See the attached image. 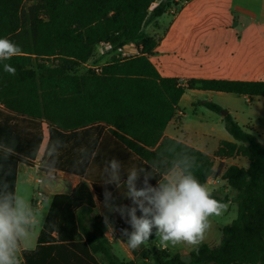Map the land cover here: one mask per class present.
<instances>
[{"label": "trees", "instance_id": "trees-1", "mask_svg": "<svg viewBox=\"0 0 264 264\" xmlns=\"http://www.w3.org/2000/svg\"><path fill=\"white\" fill-rule=\"evenodd\" d=\"M170 1L0 0V38L21 49L6 61L15 67V75L4 72L0 64V145L17 147L10 161L15 182L19 164L34 167L45 128L46 145L56 139L63 143L54 168L82 179L72 192L54 195L35 248L21 251L26 264H138L117 257L102 234H92L83 224L96 203L104 200L100 180L106 161L116 157L125 170L147 166L174 142L196 157L195 174L206 184L219 174L214 158L164 136L182 96L197 89L264 97V80L183 81L160 75L150 60L156 40L140 37L148 21L168 12ZM136 40L142 46L139 55L114 56L99 72H76L94 56L98 44L119 49ZM204 104L214 112L222 110L214 102ZM223 119L234 141H222L214 157L241 155L249 166L225 169L223 178L233 196L212 194L221 203L233 201L237 217L222 228L218 245L201 244L190 252L189 262L156 245L153 238L138 253L144 263L151 259L154 264H264V142L229 113ZM82 150L94 155L77 169L74 163ZM107 187L111 192L115 189Z\"/></svg>", "mask_w": 264, "mask_h": 264}, {"label": "crops", "instance_id": "crops-1", "mask_svg": "<svg viewBox=\"0 0 264 264\" xmlns=\"http://www.w3.org/2000/svg\"><path fill=\"white\" fill-rule=\"evenodd\" d=\"M160 1L157 0V3ZM173 2L174 0L170 1L171 8L174 6ZM143 37H151L156 40V52L150 57V60L163 77H175L183 81L192 78L264 80V0H179L176 2L174 13H171L169 9L167 13L145 24L140 38ZM138 48L140 45L137 40L124 46V50L130 52ZM99 50L100 46L97 45L94 56L86 64L94 65L104 61L100 65L102 66L111 60V55L101 56ZM113 53L117 54L118 49ZM200 92H207L204 93L207 98L205 101H213L227 109L228 113L241 126L247 128L256 137L260 135L259 138L257 137L258 141L264 142V97L240 96L197 89L187 90L182 96L178 105V112L168 123L164 136L184 142L214 158V165L219 169L220 174H223L230 165L247 168L249 160L244 156L237 155L225 159L214 157L222 141H234L226 129L223 114H218L207 108L204 104L205 101L201 105L198 100L197 104L199 105L196 107V102L190 98L187 99L188 105L195 113L190 114L182 111L181 102L185 96L189 93L201 94ZM237 100H246L248 105L240 108L236 104ZM200 108L209 110L207 115L204 113L200 115L198 112ZM46 141L47 129L45 128L44 141L36 157L34 167L31 168L23 164H19L17 167L16 186L21 191L26 190L27 195L30 193L31 203L34 199L33 192L35 190L32 187L30 192L29 186L31 183L36 185L33 174L38 165L42 166ZM81 180L79 178V182ZM206 185L208 189L210 186L212 187L211 192L217 193L216 188L209 181ZM222 189L230 192L226 183L222 184ZM222 189L218 187L217 194L220 196L224 193ZM45 191L46 197L52 202L55 192L49 188H45ZM122 193L123 189L115 188L112 191V196L115 195L122 199L124 198ZM124 200L123 204H130L129 200L125 198ZM232 202L230 200L226 203L230 205ZM43 203L42 201V204L36 208L39 209ZM106 209L104 200H102L96 203L93 212L85 216L83 224L92 234H102L105 237L109 230L105 223ZM48 210L49 207L47 206L45 217ZM108 220L113 226L115 222L114 212H110ZM223 227L220 228L221 232ZM208 232H210L208 239L211 240L212 231L209 230ZM38 235L39 233L31 246H22V250L35 248ZM122 240L120 238L113 242L109 241L113 253L117 257H119L117 253L123 254L124 258L119 257L122 260L132 259L128 246ZM155 243L160 246L157 239H155ZM204 243L210 244L208 240ZM167 249L170 252L169 248ZM192 250L193 248H186L177 253L187 256Z\"/></svg>", "mask_w": 264, "mask_h": 264}, {"label": "clouds", "instance_id": "clouds-1", "mask_svg": "<svg viewBox=\"0 0 264 264\" xmlns=\"http://www.w3.org/2000/svg\"><path fill=\"white\" fill-rule=\"evenodd\" d=\"M20 52L13 41L0 38V64L4 72L16 74L15 67L6 61ZM62 146L59 139L45 145L43 169L51 172ZM35 151L38 153L39 149ZM16 155L14 144L0 145V264H20L22 246L29 242L40 223L27 192L16 186V170L10 163ZM92 155L82 150L74 167L82 169ZM197 166L196 157L174 142L165 145L147 166L125 170L116 157L106 161L100 180L105 186L104 205L110 212L118 213L129 226L121 233L126 238L122 241L130 249L147 244L155 237L164 249L186 245L198 250L211 228V218L219 216L225 205L198 179ZM153 179L155 185L150 183ZM109 185L123 189L124 198L131 203H112ZM42 199L51 208L52 202L46 196ZM105 223L113 231L107 217Z\"/></svg>", "mask_w": 264, "mask_h": 264}, {"label": "built area", "instance_id": "built-area-1", "mask_svg": "<svg viewBox=\"0 0 264 264\" xmlns=\"http://www.w3.org/2000/svg\"><path fill=\"white\" fill-rule=\"evenodd\" d=\"M179 0H174L173 7L170 8V12L174 13L176 10V2ZM187 1V0H182ZM100 46L99 55L101 56H108L111 55V59L114 56L124 58V57H131V56H137L141 53L142 46L140 45V48L133 50V51H127L123 48L118 49V53L114 54L113 51H115V47L110 43H100L98 44ZM88 69H94L95 71L99 72L101 67L100 65H90L85 64L84 65ZM218 168L215 167V173L218 172ZM35 182H36V190L34 192V199L32 201V204L34 207H38L42 204V197L46 196L45 188H49L52 192L56 193H70L72 190L79 184V176L65 172L59 169L53 168L51 172H48L47 170L43 169L41 165H38L35 168ZM45 180L47 182L45 183ZM212 185L221 186L223 183H226V180L223 178V174H214L211 176L208 180ZM228 185V184H227ZM114 225L112 226L113 231L109 229L107 233L105 234V238L113 242L115 240H118L122 238L121 230L123 228H128L129 226L125 223L124 219L121 218V216L118 213L114 212ZM20 264H26L24 258L20 254Z\"/></svg>", "mask_w": 264, "mask_h": 264}, {"label": "rangeland", "instance_id": "rangeland-1", "mask_svg": "<svg viewBox=\"0 0 264 264\" xmlns=\"http://www.w3.org/2000/svg\"><path fill=\"white\" fill-rule=\"evenodd\" d=\"M26 2H28V0H26ZM91 62V61H90ZM93 62V61H92ZM102 63H104V61H101V62H97L95 63L96 65H101ZM90 66V64H89ZM88 68H86L85 66L84 67H79L76 69V72L81 74V73H84L85 71H87ZM201 94H193V93H189L185 96V98L182 100L181 102V109L182 111H184L185 113H190V114H194L195 111H193V109L191 110L189 105H188V100L187 99H192L196 102V107H198L199 104H197V101L199 100L201 105L203 104V102L205 100H207V98L204 96V93H207V92H200ZM216 95V94H215ZM213 102V101H211ZM215 103V102H214ZM236 104L239 105L240 108L242 107H245L248 105V103L246 102V100H237L236 101ZM200 107H203V106H200ZM209 110H207L206 108H200V110L198 111L200 115H202V113L206 114L208 113ZM221 111H228L227 109L225 108H222ZM218 114H222L221 112H218ZM257 137L259 138L260 135H257ZM33 177H35V173L33 174ZM36 190V185L35 183H31L30 186H29V190L31 192V189ZM215 187V186H214ZM220 189H222V185L219 186ZM212 187L210 186L209 190L211 189ZM216 188V191L218 193V186L215 187ZM214 188V189H215ZM224 190V189H222ZM26 191V190H25ZM230 192H226V190H224V193L222 194V196H224L225 194H228L230 196H233L234 193L231 192V190H229ZM211 192V190H210ZM221 192V191H220ZM34 193V192H33ZM30 194V193H29ZM28 194V196H29ZM30 198V197H29ZM125 202L124 198L122 199H119L117 198L115 195H113V200H112V203L114 204H123ZM131 203V202H130ZM225 205V208L224 210L222 211V213L219 215V216H213L211 218V228L209 230L212 231V234H211V240L208 239L209 237V233L210 232H207L206 234V238L204 240V242H206L208 240V242L210 244H213V245H218L221 241V238H222V232L220 231V228L227 225V224H230L236 217H237V214H238V208H237V205L234 204V202L227 204V203H223ZM105 206V205H104ZM36 209V214H37V219L40 221V223L37 225V227H35V229L33 230V234L31 236V239L29 240L28 243H26L25 245H23L24 247H29L31 246V244H33L36 240V236L37 234L39 233L41 227H42V224H43V221H44V218H45V212H46V208L47 206L45 205V203H43V205L37 209L36 207H34ZM106 214H105V217L107 218H110V211L108 210V208L106 209ZM102 219V218H101ZM100 219V220H101ZM130 230V229H129ZM121 239H126V238H121ZM156 238L154 237V240ZM203 242V243H204ZM148 243L147 244H144V245H141L140 247L136 248V249H129L130 253L132 254V259H129V260H125L123 259L124 261H132L133 259H136V263L138 264H154V262L151 260V259H148L145 263L143 262L142 259H140V256L138 255V253H140L145 247H148ZM186 248H191L189 246H186V245H180V246H176V247H169V250L171 253H177V252H182L184 249ZM137 253V255L134 254ZM117 255L120 257V258H124V255L123 254H119L117 253Z\"/></svg>", "mask_w": 264, "mask_h": 264}, {"label": "water", "instance_id": "water-1", "mask_svg": "<svg viewBox=\"0 0 264 264\" xmlns=\"http://www.w3.org/2000/svg\"><path fill=\"white\" fill-rule=\"evenodd\" d=\"M221 113L225 116V115H227L228 114V111H221ZM182 260L184 261V262H189L190 260H191V256H189V255H184V256H182Z\"/></svg>", "mask_w": 264, "mask_h": 264}]
</instances>
